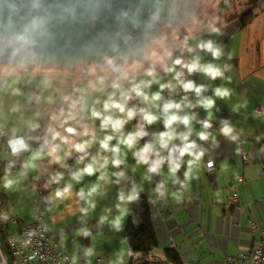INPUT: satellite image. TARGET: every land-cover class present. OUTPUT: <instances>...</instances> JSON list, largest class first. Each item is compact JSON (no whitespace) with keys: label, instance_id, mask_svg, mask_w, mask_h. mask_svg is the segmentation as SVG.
<instances>
[{"label":"crops","instance_id":"0c3cea01","mask_svg":"<svg viewBox=\"0 0 264 264\" xmlns=\"http://www.w3.org/2000/svg\"><path fill=\"white\" fill-rule=\"evenodd\" d=\"M224 2L218 13L207 14L211 18L200 14L187 25L173 50L165 42L152 52L155 68L135 61L115 75L93 66L86 73L0 66V198L8 214L24 224L42 215L51 242L75 264L131 263L127 227L137 199L128 196L137 193L151 205L156 256L167 260L165 250L174 243L184 264H223L226 257L255 248L251 221L264 225V116L257 114L264 106V1L259 6L249 0ZM250 9L259 14L243 27L241 17ZM209 41L221 50L219 59L199 47ZM197 57L223 75L213 79L174 63ZM189 81L202 87L200 94L184 89ZM137 87L148 99L136 94ZM217 88L230 95L217 96ZM157 93L161 99L152 100ZM207 99L215 102L211 109L200 103ZM112 101L125 104L126 111L105 109ZM169 103L181 107L164 112ZM129 109L136 112L131 120ZM93 110L101 117H93ZM145 114L157 120L149 124ZM172 114L191 117L190 125L178 120L169 129L166 120ZM106 116L126 122L119 130L104 128ZM226 127L230 134L222 131ZM170 130L174 138L164 147L160 134ZM141 131L146 135L131 148L121 143ZM201 132L208 139H200ZM108 136L113 139L105 149L101 141ZM85 143L83 151L76 150V144ZM185 143H195L192 151L204 155L182 156ZM149 145L152 150L144 153ZM116 147L119 152L112 150ZM251 148L255 159L246 164L243 155ZM208 161L217 166L212 174ZM88 165L95 169L91 175L83 171ZM232 194L243 210L229 204Z\"/></svg>","mask_w":264,"mask_h":264},{"label":"water","instance_id":"95a60500","mask_svg":"<svg viewBox=\"0 0 264 264\" xmlns=\"http://www.w3.org/2000/svg\"><path fill=\"white\" fill-rule=\"evenodd\" d=\"M202 0H0V65L115 74L147 61L149 46L164 29L183 27ZM24 36L26 40H20ZM10 264H14L0 234ZM142 258H135L137 264ZM150 264H168L155 256Z\"/></svg>","mask_w":264,"mask_h":264},{"label":"built area","instance_id":"2783aa9c","mask_svg":"<svg viewBox=\"0 0 264 264\" xmlns=\"http://www.w3.org/2000/svg\"><path fill=\"white\" fill-rule=\"evenodd\" d=\"M257 114L264 116V106L257 107ZM0 134L3 132L0 131ZM255 152V148L244 152V163L249 164L254 160ZM206 168L207 172L212 174L216 171L217 166L214 161H208ZM136 197H140V194L137 193ZM229 204L241 210L244 207L237 194L230 195ZM250 229L258 237L257 246L249 251L238 252L233 256L226 257L223 264H264V225L257 221H251ZM0 234L14 264H75L65 252L57 248L56 243L51 242L42 215L38 216L35 222L24 224L19 216L8 214L1 203V198ZM170 248L177 250L174 243ZM82 258L86 259L85 256ZM0 264H10L1 242Z\"/></svg>","mask_w":264,"mask_h":264},{"label":"clouds","instance_id":"9594fccd","mask_svg":"<svg viewBox=\"0 0 264 264\" xmlns=\"http://www.w3.org/2000/svg\"><path fill=\"white\" fill-rule=\"evenodd\" d=\"M19 39L20 40H26V37L20 36ZM199 47H201L202 49H207L208 51L212 52L213 57L216 58V59H219L220 56H221V50L219 48H215L211 41H209L206 44L205 43H201L199 45ZM174 63L176 65L183 64V66L185 68H187L190 73L196 72V71H203L205 74H207L208 76H210L213 79L223 75V73L217 67H215L212 64H208L206 66H202L200 64V60H199L198 57L195 60H193L191 63L184 64L181 59H176L174 61ZM174 70L175 69H168V71H174ZM149 75H153V73L150 72ZM180 75H181V73L177 72L176 73V78L179 79ZM164 87H166V85H161L162 89ZM183 87H184V89L186 91H195L197 94H200L201 91H202V87H197L195 85V83L192 82V81L184 83ZM134 91H136L137 95L144 96L145 99H148V97L139 89V87L134 89ZM216 95L217 96H221V97H226V96L230 95V93L226 89L222 90L220 88H217L216 89ZM151 99L156 101V100H160L161 97H160L159 93H157ZM200 103L203 104V106L205 108L211 109L214 106L215 102L212 99H207V100H202ZM180 107H181V105L178 104V103H169V104H166L164 106V112H169L172 109H179ZM109 108H117V109H119V111L121 113H124L126 111L125 104L117 103L115 101H112L110 103H106L105 104V109H109ZM101 115L102 114L100 112H98V111L93 110V112H92V116L93 117L99 118V117H101ZM126 115H127V119L131 120L136 115V112L133 109H129V110H127ZM144 118L149 124H152L155 120H157V117L155 115H152V114H145ZM178 120L181 121L184 125H190L191 117H189V116L181 117V116H179L177 114L170 115L168 117V119L166 120V124L169 127V129H171V126H172L173 122L178 121ZM125 122L126 121L123 120V119L113 120V118L111 116H106V117L103 118V125L102 126L104 128H107V127H109V125H111L112 128H114L116 130H119L124 125ZM210 126L211 125L209 123H205L204 124L205 128H208ZM67 131L69 133H74L75 129L74 128H68ZM222 131L224 132V134H230L232 129L226 127ZM144 135H146V133H144L143 131L138 132L135 135H129L128 138L127 139H123L121 141V143H123V144L127 145L129 148H131L133 146V144L135 143L137 137H142ZM199 135H200V139H202V140L208 139V136L205 133H203V132H201ZM56 136L59 137V133H57ZM173 138H174V132L171 131V130L167 131V132H164V133H161L160 137H159L160 142H161L162 146H164V147H167L168 141L173 139ZM112 139H113L112 136H108V137H106L105 140L101 141V144H102L103 148L108 149V147H109L108 142L111 141ZM182 139L184 141H187L188 137L187 136H183ZM86 147H87V143H85V144H76L75 145V148H76L77 151H83ZM194 148H196V144L195 143H185L184 147L182 149H180V154L182 156L185 155V154L194 155V156H196V159H200L204 155V153L203 152H199V153L193 152L192 150ZM112 150L115 151V152H119V147H116V148H114ZM151 150H152V146L151 145H149V146H147V147H145L143 149L144 153H148ZM52 151L55 152L56 149L54 148ZM57 159H59V157H57ZM113 163L118 166L121 163V161L120 160H115V161H113ZM144 163H147V159L146 158L144 159ZM105 164H107V160H105ZM178 167H179V165H177V168ZM83 171L85 173L91 175V174L94 173L95 169H94V167L92 165H88L85 169H83ZM151 171H156V168L153 167L151 169ZM172 171H173V173H175L176 168H173ZM77 178H79V177H77ZM101 178L103 179V177H101ZM9 183H11V182H9ZM67 191H68V189H65L64 192H57V196H63V195H65V193ZM93 191H95V189H93ZM81 194H83V193H81ZM123 199H124V196L121 195V200H123ZM135 199H137L136 195H129L128 196V200L129 201H132V200H135ZM117 224H119V220H117Z\"/></svg>","mask_w":264,"mask_h":264},{"label":"trees","instance_id":"16d2710c","mask_svg":"<svg viewBox=\"0 0 264 264\" xmlns=\"http://www.w3.org/2000/svg\"><path fill=\"white\" fill-rule=\"evenodd\" d=\"M212 1L214 0H211V2ZM223 1L226 3V1L233 2L234 0ZM259 1L261 0H257V2L249 0L248 4L259 6ZM200 14L201 11L198 15ZM258 14L259 12H255L251 9L248 10V12H245L241 17L243 27L251 24ZM166 29L167 28L164 30ZM181 37L182 35H180L178 40L173 42L176 43L181 40ZM148 56L150 57L149 54ZM141 61L149 65L147 61ZM156 69L159 71L160 68L156 66ZM136 110L138 111V108ZM127 241L131 250V264H133L134 259L137 257L142 258L137 264H150L149 261L155 258L156 255H154V252L159 247V240L154 226L151 205L149 200L145 197L140 196L137 198L136 204L131 212L127 227ZM165 251L168 264H184L181 255L177 250L169 247Z\"/></svg>","mask_w":264,"mask_h":264},{"label":"rangeland","instance_id":"374dc122","mask_svg":"<svg viewBox=\"0 0 264 264\" xmlns=\"http://www.w3.org/2000/svg\"><path fill=\"white\" fill-rule=\"evenodd\" d=\"M222 1L223 0H215L214 2L211 3V0H203V4L201 6V14H204V15H207V14H214V13H218V11L220 10V7H224V5H222ZM243 1H246L247 0H243ZM264 1V0H262ZM221 4V5H220ZM220 5V6H219ZM225 9V8H224ZM224 9H222L221 11L224 12ZM264 9V7H263ZM224 14H227V13H224ZM199 17H201V15H195L193 17V19H198ZM207 18H211V16L207 15L206 16ZM189 25V24H188ZM187 25H185L183 28L180 27V28H173V29H166L164 30V33L162 35L161 38H159L158 40L156 41H153L151 43V45L149 46V49H148V54H152V52H154L159 46L163 45V43H171L172 45V48L171 50H173L175 48V45L176 43H174L173 41H176L175 39L179 36V34H184V29ZM172 30V31H171ZM195 34H193L194 36ZM192 37V36H191ZM150 58V57H149ZM130 64V63H129ZM2 66V65H0ZM106 71L107 69L104 68ZM104 71H102L104 73ZM102 72H98V73H102Z\"/></svg>","mask_w":264,"mask_h":264},{"label":"flooded vegetation","instance_id":"af4514ba","mask_svg":"<svg viewBox=\"0 0 264 264\" xmlns=\"http://www.w3.org/2000/svg\"><path fill=\"white\" fill-rule=\"evenodd\" d=\"M250 1L257 2V0H250ZM261 1H262V0H261ZM261 1H259V2L261 3ZM202 4H203V0H202ZM200 10H201V9H200ZM199 13H200V11H199L197 14H199ZM197 14H196V15H197ZM191 23H192V22H191ZM183 27H184V26H183ZM183 27H182V28H183ZM179 28H180V27H179ZM171 31H172V30H171ZM179 37H180V34H179V36H178L175 40H178ZM149 55H150V54H149ZM89 67H91V66H88V67H87L88 70H89ZM93 67H94V66H93ZM79 68H81V69L83 70V68H82L81 66H80ZM104 68H105V67H104ZM104 68H102V71L105 70ZM106 69H107V68H106ZM97 71H99V70L97 69ZM102 71H101V72H102ZM88 72H89V71H88ZM121 72H122V68H121Z\"/></svg>","mask_w":264,"mask_h":264}]
</instances>
